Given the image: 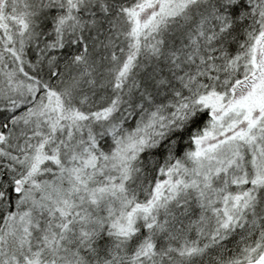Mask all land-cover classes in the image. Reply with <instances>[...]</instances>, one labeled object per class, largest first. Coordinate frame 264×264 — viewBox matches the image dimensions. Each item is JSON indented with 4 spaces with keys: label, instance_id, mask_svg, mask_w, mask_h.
I'll return each instance as SVG.
<instances>
[{
    "label": "snow or ice",
    "instance_id": "1",
    "mask_svg": "<svg viewBox=\"0 0 264 264\" xmlns=\"http://www.w3.org/2000/svg\"><path fill=\"white\" fill-rule=\"evenodd\" d=\"M0 264H264V0H0Z\"/></svg>",
    "mask_w": 264,
    "mask_h": 264
}]
</instances>
